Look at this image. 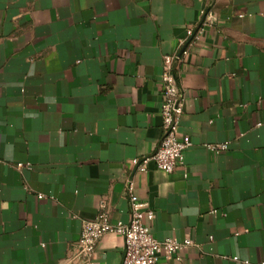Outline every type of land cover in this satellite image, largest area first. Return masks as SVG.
I'll list each match as a JSON object with an SVG mask.
<instances>
[{"label":"crops","instance_id":"0c3cea01","mask_svg":"<svg viewBox=\"0 0 264 264\" xmlns=\"http://www.w3.org/2000/svg\"><path fill=\"white\" fill-rule=\"evenodd\" d=\"M198 28L177 67L187 177L137 172L163 58ZM129 185L157 240L191 241L157 264H264V0H0V264H77L101 206L129 221ZM123 246L105 235L92 264Z\"/></svg>","mask_w":264,"mask_h":264},{"label":"built area","instance_id":"2783aa9c","mask_svg":"<svg viewBox=\"0 0 264 264\" xmlns=\"http://www.w3.org/2000/svg\"><path fill=\"white\" fill-rule=\"evenodd\" d=\"M199 28L196 32L188 30L186 37L177 46V53L163 58V72L160 77L162 137L151 154L132 161L137 172H145L148 165L153 164L166 174L178 169L184 177H187L185 152L192 147V143L181 139L178 131L182 103L177 67L181 62V56L185 54L186 45L196 38ZM204 148L210 153H218L226 151L228 144H206ZM38 198L41 199L42 196ZM127 199L130 207V218L127 223H111L103 206L95 219L81 223L72 261L77 264H92L94 249L107 234H114L123 239L121 264H157L161 259L169 260L177 257L181 251L191 245L189 240L179 242L173 237L157 240L151 233L150 226L154 213L147 203L137 200L130 185L127 188Z\"/></svg>","mask_w":264,"mask_h":264},{"label":"water","instance_id":"95a60500","mask_svg":"<svg viewBox=\"0 0 264 264\" xmlns=\"http://www.w3.org/2000/svg\"><path fill=\"white\" fill-rule=\"evenodd\" d=\"M181 54V52H179V54L178 55H180Z\"/></svg>","mask_w":264,"mask_h":264}]
</instances>
